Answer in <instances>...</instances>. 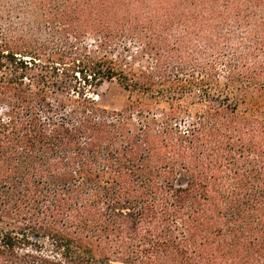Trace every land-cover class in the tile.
<instances>
[{
  "label": "trees",
  "instance_id": "16d2710c",
  "mask_svg": "<svg viewBox=\"0 0 264 264\" xmlns=\"http://www.w3.org/2000/svg\"><path fill=\"white\" fill-rule=\"evenodd\" d=\"M112 80L169 109L99 106ZM236 93L264 98V0H0V264H264Z\"/></svg>",
  "mask_w": 264,
  "mask_h": 264
},
{
  "label": "rangeland",
  "instance_id": "374dc122",
  "mask_svg": "<svg viewBox=\"0 0 264 264\" xmlns=\"http://www.w3.org/2000/svg\"><path fill=\"white\" fill-rule=\"evenodd\" d=\"M93 41L89 40L88 44L91 46ZM127 49L131 52L139 50V46L135 43L128 42ZM121 49H115L108 53V56L115 59H120L119 52ZM101 53V52H100ZM102 54V53H101ZM60 95V94H59ZM96 103L109 110H123L131 103H137L145 110H151L153 112H160L162 110H168L169 105L163 100H156L150 94H141L138 92L127 91L117 80L105 81L94 95ZM232 104L238 106V110L241 113H245L250 116H256L258 118H264V98L255 93H236L231 96ZM137 107V106H136ZM201 107V104L197 102L196 105H190V109L193 111L196 108ZM138 108V107H137ZM145 113L135 114V122H138L139 118H144ZM178 184L185 185L186 178L180 176Z\"/></svg>",
  "mask_w": 264,
  "mask_h": 264
}]
</instances>
